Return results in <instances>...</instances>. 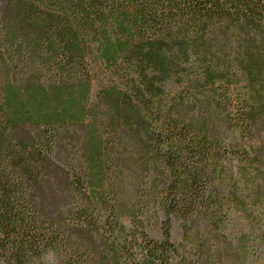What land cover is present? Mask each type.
<instances>
[{
  "label": "trees",
  "instance_id": "trees-1",
  "mask_svg": "<svg viewBox=\"0 0 264 264\" xmlns=\"http://www.w3.org/2000/svg\"><path fill=\"white\" fill-rule=\"evenodd\" d=\"M263 125L264 0H0V264H244Z\"/></svg>",
  "mask_w": 264,
  "mask_h": 264
},
{
  "label": "rangeland",
  "instance_id": "rangeland-1",
  "mask_svg": "<svg viewBox=\"0 0 264 264\" xmlns=\"http://www.w3.org/2000/svg\"><path fill=\"white\" fill-rule=\"evenodd\" d=\"M164 89L166 92L173 93L176 91L177 87L173 83H167L164 85ZM260 141H263L264 143V125L261 128ZM77 148V139L73 136L72 142L62 148V151L60 150L61 159H66L69 156L72 157L75 155ZM60 202L61 200L58 203ZM161 220V212H157L155 216L149 215L146 217V232L150 237L155 239L160 238ZM122 222L125 225H129V220L127 218L122 219ZM241 230H244L243 221L239 220L237 217H233L228 231V234L230 235L229 239L237 237ZM171 239L175 244H178L181 241V231L177 221H173L172 223ZM250 240L251 243L249 244L248 253L244 258V264H264V237H250ZM137 257L141 264H154L151 260L145 257L144 252L142 251H139ZM33 264H61V259L55 253L50 251Z\"/></svg>",
  "mask_w": 264,
  "mask_h": 264
}]
</instances>
